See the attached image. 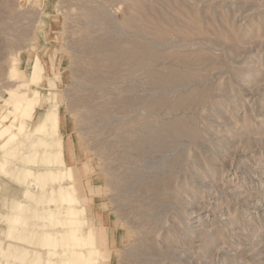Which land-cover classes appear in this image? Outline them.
<instances>
[{
    "label": "rangeland",
    "instance_id": "1",
    "mask_svg": "<svg viewBox=\"0 0 264 264\" xmlns=\"http://www.w3.org/2000/svg\"><path fill=\"white\" fill-rule=\"evenodd\" d=\"M55 105L100 264H264V0H0V125Z\"/></svg>",
    "mask_w": 264,
    "mask_h": 264
},
{
    "label": "bare ground",
    "instance_id": "2",
    "mask_svg": "<svg viewBox=\"0 0 264 264\" xmlns=\"http://www.w3.org/2000/svg\"><path fill=\"white\" fill-rule=\"evenodd\" d=\"M36 59L32 66L33 83H38L45 71L44 63ZM11 93L14 96L15 93ZM36 93L38 95V90ZM34 113L31 111L28 118ZM36 124L0 125V206L8 213L0 212V264H36V258L41 255L38 247L41 239L48 243L45 247L48 258L53 256L43 264L54 260L60 264H100L96 236L99 229L89 222L83 203L79 207L72 205L80 196L70 178V168L66 172V168L62 169L65 165L62 159L48 158L53 149L63 151L58 136L57 106L49 108ZM48 136L53 143L50 144ZM15 157L24 166L13 170L11 164ZM49 210L62 215L63 231L57 237L41 222V216ZM29 218V222L24 224V219ZM20 221L22 224L18 227H8ZM88 252L91 253L89 257Z\"/></svg>",
    "mask_w": 264,
    "mask_h": 264
}]
</instances>
